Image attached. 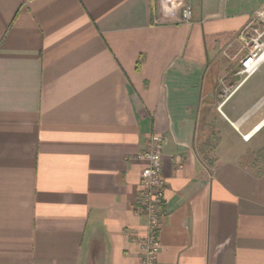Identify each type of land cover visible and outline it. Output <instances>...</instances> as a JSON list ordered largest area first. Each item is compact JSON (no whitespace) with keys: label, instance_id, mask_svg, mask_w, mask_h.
<instances>
[{"label":"crops","instance_id":"0c3cea01","mask_svg":"<svg viewBox=\"0 0 264 264\" xmlns=\"http://www.w3.org/2000/svg\"><path fill=\"white\" fill-rule=\"evenodd\" d=\"M182 3L0 0V264H139L152 133L157 264H264V65L235 42L264 0Z\"/></svg>","mask_w":264,"mask_h":264},{"label":"built area","instance_id":"2783aa9c","mask_svg":"<svg viewBox=\"0 0 264 264\" xmlns=\"http://www.w3.org/2000/svg\"><path fill=\"white\" fill-rule=\"evenodd\" d=\"M163 1L171 10L180 7V15L184 23L191 21L192 7L189 4H183L182 0ZM235 42H238L239 52L243 54L239 74L248 77L256 73L264 65V4L252 14ZM231 93L232 91H227L226 96L228 97ZM249 139V134L242 136L243 141L247 142ZM163 142L164 138L161 135L150 134L145 151L137 156L145 163L140 173L139 189L133 205L134 214L145 217L146 221L140 240L139 264H157L160 253L158 234L164 218L166 189V181L162 174Z\"/></svg>","mask_w":264,"mask_h":264},{"label":"rangeland","instance_id":"374dc122","mask_svg":"<svg viewBox=\"0 0 264 264\" xmlns=\"http://www.w3.org/2000/svg\"><path fill=\"white\" fill-rule=\"evenodd\" d=\"M263 138H264V129L254 139H252V141L250 143H248V146H253L255 148H258L259 149V150H257L258 152L260 151V148H261V151L257 154V159L255 161H254V157L249 156L244 161L245 163H249L251 160H253L254 162H256L255 164H257V167H259V168L264 167V155H263L264 150H262L263 145H264Z\"/></svg>","mask_w":264,"mask_h":264},{"label":"trees","instance_id":"16d2710c","mask_svg":"<svg viewBox=\"0 0 264 264\" xmlns=\"http://www.w3.org/2000/svg\"><path fill=\"white\" fill-rule=\"evenodd\" d=\"M264 150V149H263ZM263 155H264V153H263Z\"/></svg>","mask_w":264,"mask_h":264}]
</instances>
